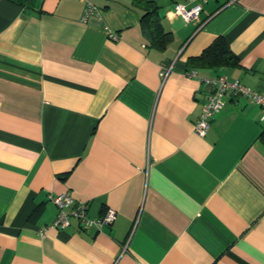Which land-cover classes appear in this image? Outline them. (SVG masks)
Returning a JSON list of instances; mask_svg holds the SVG:
<instances>
[{
    "label": "crops",
    "instance_id": "crops-1",
    "mask_svg": "<svg viewBox=\"0 0 264 264\" xmlns=\"http://www.w3.org/2000/svg\"><path fill=\"white\" fill-rule=\"evenodd\" d=\"M151 1L163 49L130 0H0V264H264L259 105L193 130L202 77L264 93V0ZM217 36L235 64L186 61ZM60 192L111 223L50 227Z\"/></svg>",
    "mask_w": 264,
    "mask_h": 264
},
{
    "label": "built area",
    "instance_id": "built-area-1",
    "mask_svg": "<svg viewBox=\"0 0 264 264\" xmlns=\"http://www.w3.org/2000/svg\"><path fill=\"white\" fill-rule=\"evenodd\" d=\"M199 8V2H195L189 7L176 3L172 10L187 20L194 16ZM90 9L91 7L87 6L83 15H86ZM201 79L205 83H208L211 89L205 101L201 104L199 113L193 123V130L197 135L201 136L205 133L208 128V118L213 112L219 109L222 103V97L226 92L243 95L248 100L257 103L260 108L259 118L264 119V93H258L248 86L241 84L237 79H228L223 74L202 77ZM48 198L56 207L55 216L49 224L50 227L63 228L69 224L70 218H74L81 227H87L89 225L99 227L104 224H110L114 216V210L111 207H107L100 216L89 217L86 215V201H74L65 192L48 195Z\"/></svg>",
    "mask_w": 264,
    "mask_h": 264
},
{
    "label": "trees",
    "instance_id": "trees-1",
    "mask_svg": "<svg viewBox=\"0 0 264 264\" xmlns=\"http://www.w3.org/2000/svg\"><path fill=\"white\" fill-rule=\"evenodd\" d=\"M130 2L142 11L140 18L145 22L150 44L158 49H163L168 41L169 33L163 31L157 22L154 3L151 0H130ZM186 61L198 66L218 67L233 65L237 62V58L229 50L224 38L217 36L198 55L188 57Z\"/></svg>",
    "mask_w": 264,
    "mask_h": 264
}]
</instances>
